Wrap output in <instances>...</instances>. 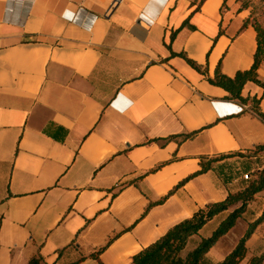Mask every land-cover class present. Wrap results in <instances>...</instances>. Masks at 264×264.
<instances>
[{
  "label": "crops",
  "instance_id": "0c3cea01",
  "mask_svg": "<svg viewBox=\"0 0 264 264\" xmlns=\"http://www.w3.org/2000/svg\"><path fill=\"white\" fill-rule=\"evenodd\" d=\"M248 18L239 0H0V264H130L241 190L242 170L264 166L244 155L264 144V121L209 79L252 67ZM241 95L264 112L263 87ZM214 101L246 109L224 115ZM263 209L264 191L205 261H222ZM247 248L240 264L264 252V221Z\"/></svg>",
  "mask_w": 264,
  "mask_h": 264
},
{
  "label": "trees",
  "instance_id": "16d2710c",
  "mask_svg": "<svg viewBox=\"0 0 264 264\" xmlns=\"http://www.w3.org/2000/svg\"><path fill=\"white\" fill-rule=\"evenodd\" d=\"M204 0H201L203 2ZM227 0H224L226 3ZM252 23L257 33V50L254 55V63L250 69L240 70L233 77L223 74L220 67L216 69L214 78H210L209 82L213 85L220 86L229 92L230 99H238L244 103L251 102L252 110L264 121V112L259 108V100L257 98H244L241 93L245 84L252 81L264 88V81L258 77V69L264 63V26L258 22H250L249 18L245 25ZM188 24L186 21L184 25ZM176 32L172 34L174 38ZM184 56V54H179ZM186 60L194 68L201 70L200 66L192 59ZM194 136L192 134H183L180 136L185 141ZM173 137L166 138L169 140ZM262 153L264 155V144L255 147L253 154ZM225 156L211 158L205 161L202 158L201 169L184 181H187L199 174L205 173L211 169V162L218 161ZM254 178L249 180L246 185L239 191L230 193L225 199L219 202L209 203L205 207L200 208L192 217L187 218L173 227L158 240L151 243L140 252L135 254L130 264H205V258L210 249L225 236L242 218L250 202L256 195L264 191V166L256 171ZM184 184L182 182L180 185ZM171 191L168 196L172 193ZM154 204H151L153 206ZM227 212V216L220 222L217 228L209 237L202 238L195 246H191V240L198 235L201 229L211 221L215 216ZM264 221V209L259 218L253 222H249L243 236L239 239L236 246L226 255V257L217 264H240L247 257V241L255 232L257 226ZM264 252L260 255H253L249 258L248 264H263ZM27 264H44L41 254L34 255Z\"/></svg>",
  "mask_w": 264,
  "mask_h": 264
},
{
  "label": "rangeland",
  "instance_id": "374dc122",
  "mask_svg": "<svg viewBox=\"0 0 264 264\" xmlns=\"http://www.w3.org/2000/svg\"><path fill=\"white\" fill-rule=\"evenodd\" d=\"M239 1H240V5L244 6L246 8V11L249 13L250 22H255L256 21V22H258V23H260L261 25L264 26V0H239ZM253 152L254 151H252V153L246 152L244 155L250 157L253 154ZM256 167L257 166H255L254 168H256ZM255 172H256V170L254 172H250L251 176L249 177V179H245L244 178V174L248 173V170H242V176H243V180L245 181V185H246V183L249 180L254 178V176H255L254 173ZM214 226H215L214 223L209 225V227L207 229H205L204 234H206V232L209 230V228H212ZM238 231H240V227H237V229H235V232H233V236L234 237L236 236ZM196 236H198V235H196ZM199 237H200V235H199ZM196 239H198V238H196ZM191 246H192V243H191V245L189 247H191ZM250 257H248L247 261H245V262H247L246 264H248V260H249ZM205 264H208V263L205 261ZM242 264H245V263H242Z\"/></svg>",
  "mask_w": 264,
  "mask_h": 264
},
{
  "label": "built area",
  "instance_id": "2783aa9c",
  "mask_svg": "<svg viewBox=\"0 0 264 264\" xmlns=\"http://www.w3.org/2000/svg\"><path fill=\"white\" fill-rule=\"evenodd\" d=\"M67 13H70V12H67ZM72 20H74V16H73ZM213 104L216 106L217 110L224 115L239 114L246 109L244 105L234 104V103H230V102L214 101ZM223 107H233L234 109L233 110H224ZM250 176H251V174L249 172L244 174L245 179H249Z\"/></svg>",
  "mask_w": 264,
  "mask_h": 264
}]
</instances>
